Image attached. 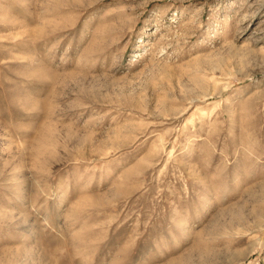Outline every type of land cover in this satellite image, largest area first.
Returning <instances> with one entry per match:
<instances>
[{
  "label": "rangeland",
  "instance_id": "374dc122",
  "mask_svg": "<svg viewBox=\"0 0 264 264\" xmlns=\"http://www.w3.org/2000/svg\"><path fill=\"white\" fill-rule=\"evenodd\" d=\"M0 264H264V0H0Z\"/></svg>",
  "mask_w": 264,
  "mask_h": 264
}]
</instances>
